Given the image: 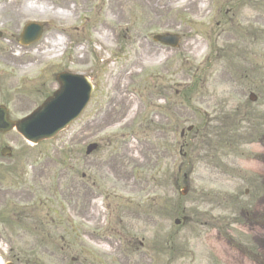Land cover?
Segmentation results:
<instances>
[{
	"label": "rangeland",
	"instance_id": "obj_1",
	"mask_svg": "<svg viewBox=\"0 0 264 264\" xmlns=\"http://www.w3.org/2000/svg\"><path fill=\"white\" fill-rule=\"evenodd\" d=\"M60 1L72 7L70 8V10L72 9L70 15L72 17L68 18L70 22H74L77 15L86 13L84 8L88 5L90 0H31L34 4H38L39 7H41L42 4L52 7L53 11L57 10ZM26 2V0H0V33L3 34L0 38V81L6 82L5 88L11 95L9 107L10 114L13 118H19L27 114L41 101L43 95L52 92L50 86L46 84L48 83L49 77L47 75L43 76V73L47 68V73L50 72L52 65L58 58L61 56L65 57L68 55L69 51V56L75 59L78 64H82L84 61L81 57L84 53L79 51V46L73 47L75 43L74 40L70 43L72 44V50L69 48H67L66 51L60 49L57 54H49L47 51H49L50 44H53L54 38L52 30H48L44 34V38L41 42L35 44L33 47L26 48L18 44V41L14 38L16 36L18 37L16 31H19L21 26L18 21L24 17H34L36 15L35 13H27L26 15L22 13V7ZM71 2H75L76 6L70 5ZM94 2L96 1L92 0L91 4ZM202 2L203 4H200ZM200 3L195 0H103V7L99 12V20L105 22L108 27L104 26L100 31L105 36L106 33L104 30L110 32V37L107 41L112 44V47L107 45L101 48L93 46V50L96 53H100V63L104 65L105 58L110 55H115V50L113 49L115 44L122 46L125 53L128 51L130 52V45L137 46L139 42L144 41L145 36L152 31V28H155L154 26H164L174 28L172 31L185 35L181 42L182 45L185 43V38L188 36L194 37V40L198 43L192 42L194 44H191L193 55L195 53V44L200 43L205 45L204 42L213 40L212 38L210 40L206 38L205 41V36L209 35L211 26L214 23L213 0H205ZM94 11L96 12V10ZM255 15L263 17L264 12H255L254 8H252L250 16L253 18ZM186 25H191L194 31L186 29ZM83 35L86 36L87 40L92 41V37L97 36V33L86 26L83 32L80 30L70 33V37L72 38L80 37L82 39L80 43L85 41L83 40ZM256 50L258 51L259 49L257 48ZM75 52H77V55ZM53 55L55 56L52 59ZM141 58L142 61H140V65L134 62L136 58L133 54L129 61H120L116 65L112 64L104 67L98 65L94 59H89L88 57V60L92 62L93 66L95 68H100L102 71L100 77L97 78V83L101 91L97 93V95H104L105 85L107 84L106 79L109 80L110 83L112 81V79L110 80L109 78L111 72L117 74L120 71L121 75L123 74L116 80L115 88L119 90L127 86L128 88L142 89L146 88L147 84H151L150 81H142V79L147 78L148 72L151 69V64L156 62L157 59L144 56ZM86 60L87 58L85 61ZM25 64H33L34 66L26 71H22L21 67ZM132 69L134 73L129 74ZM140 69L143 71L138 72ZM22 73H27V77H20ZM170 74L171 77L166 75L165 78L160 81L161 87L167 86L173 81L180 82L182 74L180 65L171 66ZM260 79L261 78L258 76L253 75L251 84L256 85L259 89ZM44 83L46 84L45 87L43 86ZM217 87L229 88L228 86ZM86 120L87 114L83 113L76 123L62 132L54 140L34 147L27 145L14 132L0 137V148L6 145L12 149V156L10 159L0 158V186L3 190L10 189L11 191H17V193H19L18 198L8 199V196L6 197V203L8 205L10 203L19 205L22 201L28 205V209L39 206L40 204L47 207L54 206L58 208V211L60 205L66 208L65 203L72 201L71 198L69 199L68 195L74 190L73 184L77 187V194H84L86 191L81 181H79L80 174L87 172L83 159L85 158V147L90 144V142L98 141L101 138H113L121 134L129 136L133 130L136 132V136L134 138L129 136L128 139H133V141L138 142L148 139V142L151 144L149 145L150 148H155L152 162L147 165L153 163L155 155L157 159L159 158L158 162H160V165L155 168L157 172L155 181L149 184L147 190H143L140 187L138 188L137 184L132 181L129 183L132 186L123 188L122 190L125 193L136 196L138 202L144 200L147 194L155 200L154 225L150 228L146 218L140 216L138 222L135 223L134 226H130V236L125 237L138 241L143 240L145 250H151L155 243V264H209L210 260L214 258L215 255L213 252L218 249L220 251L223 249L222 245L218 244V239H220L221 244H224V250L227 253L229 247H227L226 244L229 239H234L236 242L244 244L246 242L245 236H253L251 234L264 236V225L262 228L257 225L254 231L251 232L248 226H244L245 220L242 216V211L247 208L248 210L253 209L255 205H249L258 201H262L261 204H255L257 208L261 209L263 212L262 214H264V196L259 199L255 196L253 199L254 194L252 192L251 181L256 178L255 176L249 174L242 176L226 175L225 166L222 164H219L220 167L214 166V164L202 157V153H200L198 156L194 157V161H192L194 170L190 175L188 193L185 197L181 198L178 194V190H176L172 184L169 186L164 181L165 165L163 159L160 158L162 151L157 148V143L161 144L163 140L168 142V138L163 134H157V130H153L152 128L131 129L120 127L113 128L112 130L103 129L100 133L91 135L89 127L86 125ZM90 129L94 132L99 130V128L96 127H91ZM178 132L179 130L174 134V129L171 130L172 143L178 141ZM144 135L145 139L143 138ZM139 147L140 150L134 153L135 158L138 160H140L138 158L139 154L143 152V149H141L143 144L140 143ZM104 152L105 150L102 148L99 150V156L93 154L89 158H105ZM239 152L247 157H251L258 155L261 150L259 147H242ZM172 154L174 156V153ZM235 156L237 159H240L238 155ZM242 159L243 162H241L240 168L245 172L253 168L264 170V166L255 165L251 161L244 158ZM175 160H177V162L180 160L177 151L173 161ZM12 161H19L22 167H18V170L8 167ZM36 164H39L40 168L34 172L35 184H33V168ZM141 166L145 167L144 165ZM189 167L188 165L186 170H188ZM100 174L98 169H94L93 179L99 178ZM19 176L25 180V186L20 182ZM144 178L145 175L141 170H138V183H142ZM19 182L20 184H18ZM52 188L55 190L54 199L51 197V192L49 191ZM100 190L103 192L107 191L109 194L111 193L105 188H101ZM246 190H248L247 194L244 193ZM123 196L125 195L123 194ZM110 201L114 202L115 200L111 199ZM54 202H58L59 204ZM93 206L96 208V204ZM88 207L89 196L86 197L83 213ZM175 207L179 208V211L181 208L185 210L184 215L191 218L189 224L181 225L180 223L178 226L174 225V220L176 218L181 220L179 212L174 214ZM58 218L62 220L60 213L58 214ZM36 224L37 221L34 214L33 216L30 214L29 218L23 223L24 229H20L19 231L22 236L17 237L16 234L12 235V248L15 254H19L20 260L38 259L43 264H52L53 257H51L50 248H48L49 252L41 254V249L37 245L40 238L44 240L49 239L47 236H44V234H41V229L35 227ZM133 234L135 236H132ZM53 236H56V250L67 246L69 243H73V238L69 234L63 236V242L58 240V235ZM108 239L113 240L114 238L108 236ZM169 241L172 242L176 250L173 257L163 252L166 244L169 248ZM84 247L85 246L76 241L75 252L66 251L64 253L59 251L60 264H69L70 258L74 257L79 258L75 264H86L85 255L82 253ZM90 248L93 249L92 259L98 262L100 260V257L96 256V251H98V249L93 245H89L86 250L88 251ZM186 249L190 250L191 253L184 251ZM62 254H64V256ZM124 254L129 256L130 251L124 249ZM132 256H129L130 258L127 259L128 264H150L148 258L142 253L138 254L139 258L137 257L136 259ZM62 259H64V262H62ZM136 260H138L139 263L136 262ZM108 264L111 263L108 262ZM215 264L217 263L215 262Z\"/></svg>",
	"mask_w": 264,
	"mask_h": 264
},
{
	"label": "water",
	"instance_id": "obj_2",
	"mask_svg": "<svg viewBox=\"0 0 264 264\" xmlns=\"http://www.w3.org/2000/svg\"><path fill=\"white\" fill-rule=\"evenodd\" d=\"M84 82V80H82ZM69 89L72 91L73 87L70 85ZM77 89V87L75 88V90ZM87 89L86 86L84 85H79L78 87V91H77V101H78V105L82 104V102L84 101V92ZM68 96V92H63L56 101H52L50 106L36 114H34L33 116H31L30 118L24 120L21 122L20 126L18 127V130L23 133L28 139L30 138H35L36 140H39L41 138H45V137H49L52 134L56 133L59 129L62 128V121H58L53 123L52 125H45L44 127H39V125L42 121L48 119V118H52L54 115L59 114L60 111H63L64 109H61V105H63V103H61L62 101H64L66 99V97ZM60 110V111H58ZM73 111L69 112V114H71ZM65 114V112H63ZM76 114V113H75ZM72 115H74V112L72 113ZM34 126L37 128L38 132L34 131ZM47 134V135H45Z\"/></svg>",
	"mask_w": 264,
	"mask_h": 264
},
{
	"label": "bare ground",
	"instance_id": "obj_3",
	"mask_svg": "<svg viewBox=\"0 0 264 264\" xmlns=\"http://www.w3.org/2000/svg\"><path fill=\"white\" fill-rule=\"evenodd\" d=\"M195 1H199V3H200L201 1H205V0H195ZM202 3H203V2H202ZM202 3H201V4H202ZM31 7H32V3L28 1V6L26 5V9L30 10ZM43 7H45V11H46V12H51V13H52V11H53L52 8H48L47 6H44V5H43ZM30 11H32V10H30ZM57 13H59V12L57 11ZM61 13H62V11H61ZM60 41H61V40H60ZM51 48H52L51 52H52V53H55V52H54V49H56V47H51ZM24 69H25V68H24Z\"/></svg>",
	"mask_w": 264,
	"mask_h": 264
}]
</instances>
